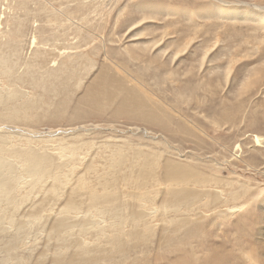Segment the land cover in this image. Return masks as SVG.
Listing matches in <instances>:
<instances>
[{
	"label": "rangeland",
	"instance_id": "374dc122",
	"mask_svg": "<svg viewBox=\"0 0 264 264\" xmlns=\"http://www.w3.org/2000/svg\"><path fill=\"white\" fill-rule=\"evenodd\" d=\"M257 15L264 0H0V158L13 170L0 264H264ZM100 69L126 77L140 120L113 88L81 102ZM167 165L182 178L167 181Z\"/></svg>",
	"mask_w": 264,
	"mask_h": 264
},
{
	"label": "bare ground",
	"instance_id": "6f19581e",
	"mask_svg": "<svg viewBox=\"0 0 264 264\" xmlns=\"http://www.w3.org/2000/svg\"><path fill=\"white\" fill-rule=\"evenodd\" d=\"M257 16H258V20L259 21H264V16H261V15H257ZM154 45H155V43H152L149 46V48H151ZM176 52H178V50H176L173 53H176ZM121 69H119V71L124 74V72H125L124 69H122V70ZM108 71H109V69H100L99 72L96 73V75L94 76V80L86 86V88L84 90V93H83V95L81 97V102H83V103L87 102L89 100V97H91L94 94V92L97 89H99L101 86L104 89L113 88L112 95L116 96V95H118V94L121 93V94H123V97H124V99L120 102L119 107L121 109L127 110L132 116H134V117H136V118H138L140 120V114L141 113H144V112L140 111L141 101H140V99L137 98L136 93L132 89H128V87L126 88L124 86V82L126 80V77L124 76V77L121 78L120 76H118L117 74H115L113 72H109L108 73ZM2 76H6V74H2ZM0 80H1V78H0ZM110 102L111 101L108 100L107 103L109 104ZM226 111H228V110H226ZM229 112H230V110H229ZM226 115H227V112H224V111L222 112V114L218 115L220 117L219 119H221L219 122H224L225 119H226ZM229 115H230V113H229ZM239 117H240V115H239ZM143 119L144 120H147L148 119L149 121H154L157 118L155 116H153V118H150V117H148L145 114L144 117H143ZM256 140L258 141V138ZM1 158H0V201H2L4 199L9 200L10 197H11V192H12L11 190L13 189V188L10 189L7 186V181H10L13 178V175H11L12 172H13V170H11L12 171L11 172L10 171L9 164L7 162H5L4 160H2ZM24 163L26 164L27 163V160H24ZM2 169L7 170V174L5 176L2 173ZM29 170H28V173L30 175H32V176H35L36 179H37V181H34V182H39V181L43 180L44 178H46L48 176V175L46 176V173L43 171L44 170V166L42 164H36L33 167H31ZM91 170H92V168H91ZM26 171H27V169H26ZM182 172H183V170H182V167L180 165H174V166H170V167L168 166L167 169H166V171H165V179L167 181L180 180L182 178V176H183V173ZM53 176H55V177L51 178L53 180L52 182L59 181L60 184H63V185L66 184V181H67L66 180V176L61 175V174H56V175H53ZM41 184H43V183H40V185ZM31 185H33V184H31ZM35 186H37V185H35ZM40 188H43V187L40 186ZM51 188L54 191H56V185L55 184L52 185ZM88 193H89L90 199L93 202V205L91 206L92 209H93L94 206L97 205L94 201L99 202L100 195L96 194L94 191H90V192L88 191ZM191 196L194 197L195 195L192 194V192H191ZM74 198L75 197H69V199L67 200V205H68L67 208L64 210V212L63 211H59L58 212L59 215H57V218L53 221V223H51L52 224L51 225L52 226V229H53V231L56 234H57L58 231L65 230V228H68L69 223H67V221H68V218L70 216H68L66 214L69 213V211L71 209L70 206H71V204H73V199ZM106 202H107V200H106ZM163 203H166V201H164ZM246 203H248V202H246ZM242 207H243V205H241L239 203L233 204V205H227V207L225 208V212L239 211L240 209H242ZM0 213L2 214V216H5L6 217L5 212L0 211ZM96 214H102V211L99 209V207L97 208ZM90 219L91 218L89 216H86V218H83V220H86L85 223H87V224H90V221H91ZM2 230H4V227H0V231H2ZM81 248L83 249V246H80V248H79V250H80L79 255H82V253H83L82 252L83 250ZM53 264H80V261L76 260L75 258H72L71 260L66 261L63 258L57 257L54 260V263Z\"/></svg>",
	"mask_w": 264,
	"mask_h": 264
}]
</instances>
